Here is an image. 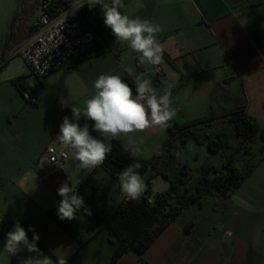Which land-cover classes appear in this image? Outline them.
Masks as SVG:
<instances>
[{
  "label": "crops",
  "instance_id": "crops-1",
  "mask_svg": "<svg viewBox=\"0 0 264 264\" xmlns=\"http://www.w3.org/2000/svg\"><path fill=\"white\" fill-rule=\"evenodd\" d=\"M39 1L27 2L28 17L23 16V20L15 28L14 40L17 44L11 49L6 48L11 24L8 25L5 43L0 45V61H5L0 71L8 66L13 51L29 37L31 22L39 12ZM123 3L126 8L121 11L126 12L130 18L139 16L162 26L163 32L158 34V39L164 44V55L170 61L164 56L163 59L175 66L174 70L179 77L178 87L186 86L196 93L198 108L202 107L193 114L181 112L177 108L179 117L183 116L187 123L191 120L190 116L199 117L196 113L209 114L214 106L232 109L235 98L241 97L247 101L249 117L264 130V0H123ZM29 5H35L31 12ZM19 6L12 12V19ZM114 44L118 47L108 53L114 52L119 57L122 56L119 52L124 50L129 60L138 61L139 54L131 51L126 44ZM92 50L97 52V49ZM92 54L93 52L88 53L62 71L77 69L90 60L88 58ZM95 54L93 58L105 56L107 53L99 56ZM138 66L142 73H149L151 67L155 71H162L160 65H140L138 62ZM136 75L133 71L127 77H131L134 82ZM188 105L194 103L190 100ZM61 121L51 130L47 146L34 158L27 157L19 165L26 169L25 174H19L9 184L0 180V214L13 222L19 220L26 230L33 226L40 237L38 242L50 254L39 246L38 248L54 264L59 257L65 258L67 264H110L117 246L110 242L109 232L93 215L86 216L81 210L77 213V219L71 221H61L57 216L61 199L57 190L61 182L68 180L65 171L48 174L39 167L40 158L60 133ZM57 148L69 153L67 162L71 160L69 169L72 179L80 183L78 186L96 173L98 189L89 192L88 197L95 198L94 205L102 216L111 214L124 200L120 186L99 166L91 173L80 169L76 173L74 165L78 162L59 143ZM251 180L254 184L260 181L259 191L261 198H264V161L244 183ZM71 184L69 181V186ZM175 224L176 222L163 232L144 254L143 259L130 251L116 264H215L216 259H198L197 242L191 239L190 233L183 226L176 227ZM173 228L175 231L172 233ZM8 231L0 232V264H19L17 256H10L3 250ZM105 232L106 236L103 235ZM29 233L33 235L32 232ZM80 242H84L81 248ZM20 255L26 257L31 254L24 250Z\"/></svg>",
  "mask_w": 264,
  "mask_h": 264
},
{
  "label": "rangeland",
  "instance_id": "rangeland-1",
  "mask_svg": "<svg viewBox=\"0 0 264 264\" xmlns=\"http://www.w3.org/2000/svg\"><path fill=\"white\" fill-rule=\"evenodd\" d=\"M21 2L22 0H0V45L5 43V31L13 21L11 14ZM92 52L93 54L88 58L90 60L77 69L60 71L41 83L32 76L30 69L20 57L11 56L8 66L0 71V180L2 183L9 184L11 180L18 178L19 174L20 176L25 174L26 169L19 165H22L27 157L34 158L47 146L51 130L58 126L60 122L58 119L65 110L61 105V99L69 104L83 106L85 99L94 95L93 84L100 74H116L124 80L129 75L124 70L125 67H131L135 74L142 73L138 61L129 60L124 50L119 52L122 55L119 57L113 52L93 58L96 52L91 50L89 53ZM174 67L163 59L160 64L163 73L151 67L146 74L160 94L171 84L172 107L193 114L202 106L198 108L193 89L186 86L178 87L179 77ZM17 81H23L25 86L32 90L37 100L36 104L25 101L16 85ZM133 93L135 94L134 89ZM190 100L194 105H188ZM197 114L200 118H204L208 113ZM182 117H179V111L176 110L174 121L183 125L186 121ZM199 117L190 116V121L200 119ZM229 128L233 130L232 126ZM169 134V127L163 131L158 128L135 133L141 153L139 156L145 160L153 158L166 142ZM232 139L236 142L234 135ZM70 161L66 163L64 171L66 176L70 177L72 185L78 186L80 183L72 179ZM184 164H187L192 171L189 186L193 187L205 166L221 169L223 158L221 154L209 152L206 144L199 145L190 140L177 155L176 163L172 165L169 163L164 169L172 173L178 166ZM77 165H74L76 173L79 170ZM152 183L154 194L170 190L169 182L161 176L155 177ZM260 188L259 180L255 184L251 180L244 183L230 200L211 198L204 206H192L179 217L175 226H183L190 233L191 239L197 242L198 259H216L215 264H264V198H261ZM173 231L175 228L172 233ZM103 235L106 236L107 232Z\"/></svg>",
  "mask_w": 264,
  "mask_h": 264
},
{
  "label": "trees",
  "instance_id": "trees-1",
  "mask_svg": "<svg viewBox=\"0 0 264 264\" xmlns=\"http://www.w3.org/2000/svg\"><path fill=\"white\" fill-rule=\"evenodd\" d=\"M28 1L22 0L15 13L7 37V49L17 44L14 40V30L23 20V16L28 17ZM33 6L29 5L30 12L34 9ZM117 47L114 44V38L111 37L107 48L100 45L95 48L97 49L95 55H104ZM163 56L170 61L169 57ZM124 81L135 90L131 77H126ZM16 85L23 97L25 83L17 81ZM64 116L72 118L70 108H65L62 117L58 120L61 121ZM170 123L169 137L153 158L149 160L140 156L133 158L130 152L123 149L122 141L114 140L111 153L99 166L106 171L113 182L120 186L117 173L134 162H140L142 168L138 171L147 185V190L142 197L137 200L124 199L111 214L102 216L94 205L95 198L88 197L89 192L98 189L96 173H93L81 185L79 195L84 197L86 206L91 209L98 223L109 232L110 242L117 246L110 264H116L124 254L130 251L143 259L149 248L185 211L192 206L202 207L211 198L230 200L264 161V130L247 114V101L244 98L236 97L232 109L214 106L204 118L195 119L183 125H179L174 120ZM229 126H232L233 130ZM233 135L236 137V142L232 139ZM190 140L199 145L206 144L209 152L221 154L223 158L221 169L205 166L193 187L189 186L192 171L187 164L178 166L172 173L164 169L169 163L170 165L176 163L177 155ZM149 171L151 174L146 177ZM158 176L169 182L168 192L153 193L152 181ZM149 199H152L153 203H149ZM28 237L32 239L29 232ZM79 244L81 248L84 242ZM38 246L50 254L40 242Z\"/></svg>",
  "mask_w": 264,
  "mask_h": 264
},
{
  "label": "clouds",
  "instance_id": "clouds-1",
  "mask_svg": "<svg viewBox=\"0 0 264 264\" xmlns=\"http://www.w3.org/2000/svg\"><path fill=\"white\" fill-rule=\"evenodd\" d=\"M84 5L89 10L99 6L103 23L115 38L114 43L126 44L131 51L139 54L140 65L147 63L156 66L162 63L165 46L158 39V34L163 32L160 24L139 16L130 18L121 11L126 8L123 0H85L77 9ZM124 70L129 75L134 71L131 67ZM134 83L135 94L119 75L103 73L94 81V95L85 99L83 106L61 99L62 107L71 109L72 118L63 117L55 141L71 153L81 171L91 173L101 166L111 153L114 140L123 141V149L137 158L141 153L135 133L156 128L163 131L171 126L170 122L176 116L171 100L172 85L169 84L160 94L146 73L137 74ZM141 168L140 162H134L117 173L123 198L137 200L146 192L147 185L138 171ZM69 181L70 177L61 182L57 190L61 197L57 207L58 218L61 221L77 219V213L81 210L84 215L91 216V209L86 206L84 197L77 193V185L69 186ZM29 231L33 233L31 240ZM39 239L33 226L26 231L16 220L6 233L3 250L10 256H17L19 264H54L38 248ZM24 250L31 255L21 256ZM55 264H67V260L59 257Z\"/></svg>",
  "mask_w": 264,
  "mask_h": 264
},
{
  "label": "built area",
  "instance_id": "built-area-1",
  "mask_svg": "<svg viewBox=\"0 0 264 264\" xmlns=\"http://www.w3.org/2000/svg\"><path fill=\"white\" fill-rule=\"evenodd\" d=\"M84 2L85 0L39 1V12L31 22L29 37L12 53V56L24 61L39 83L84 58L97 46L107 48L112 37L111 30L104 25L99 6L92 10L87 5L77 9ZM4 64L5 61L1 60L0 68ZM22 94L29 104L37 103L30 88L25 86ZM57 146L54 139L39 160V167L48 174L64 173L69 160V153L59 150ZM80 191L81 186H77V193ZM148 201L153 203L152 199ZM13 224V221L0 214V232L11 230Z\"/></svg>",
  "mask_w": 264,
  "mask_h": 264
}]
</instances>
